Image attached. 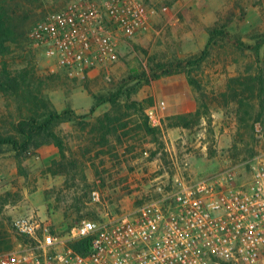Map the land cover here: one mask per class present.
<instances>
[{
  "label": "rangeland",
  "instance_id": "1",
  "mask_svg": "<svg viewBox=\"0 0 264 264\" xmlns=\"http://www.w3.org/2000/svg\"><path fill=\"white\" fill-rule=\"evenodd\" d=\"M71 1L30 0L34 19L29 31ZM145 4L152 8L159 2ZM169 8L151 18L146 32L118 37L115 62L85 80L58 69L29 42V31L20 46H13L5 58L8 69L13 74L26 70L34 94L59 112L69 109L76 119L55 128L65 156L54 144L27 152L1 149L0 254L23 242L12 225L18 216L38 218L66 234L83 219H100L103 207L119 213L120 207L144 202L152 189L132 188V174L160 158L165 168L158 173L171 183L175 170L166 143L190 163L193 176L236 168L240 179L249 178L255 156L264 149V139L254 130L261 122L264 131V0H188ZM212 31L218 36L201 65L151 83L141 81L126 98V90L138 82L133 80L158 63L198 57ZM120 89L125 94L115 104L104 103L90 113L95 97ZM31 100L23 89L0 91V138L16 135V124L34 107ZM160 102L167 106L166 140L160 131L152 135L142 128L146 109ZM93 190L102 193L103 206L91 202Z\"/></svg>",
  "mask_w": 264,
  "mask_h": 264
},
{
  "label": "built area",
  "instance_id": "2",
  "mask_svg": "<svg viewBox=\"0 0 264 264\" xmlns=\"http://www.w3.org/2000/svg\"><path fill=\"white\" fill-rule=\"evenodd\" d=\"M183 1L158 0L147 8L145 0H73L38 22L28 40L58 69L85 80L115 62L118 37L146 32L152 17ZM166 111L165 102L145 111L165 140ZM254 130L263 140L261 122ZM165 151L177 172L171 183L157 176L135 184L152 189L144 202L119 213L103 207L100 219H83L66 234L18 216L12 225L23 242L0 254V264H258L264 258V149L247 180L236 168L193 176L190 163L167 143ZM91 202L104 205L99 190L91 192ZM85 241L84 251L74 248Z\"/></svg>",
  "mask_w": 264,
  "mask_h": 264
},
{
  "label": "trees",
  "instance_id": "3",
  "mask_svg": "<svg viewBox=\"0 0 264 264\" xmlns=\"http://www.w3.org/2000/svg\"><path fill=\"white\" fill-rule=\"evenodd\" d=\"M30 0H0V91L4 94H16L19 89H23L32 99L33 108L29 114L23 115L15 126L16 135L0 138V153L4 146H11L15 152H27L32 149H38L45 144H54L63 153V144L58 138L55 128L60 123L76 119L75 114L69 109L62 112L57 111L46 99L34 94L31 90L32 82L28 79L29 73L26 70L13 74L6 65L5 58L11 53L14 45L20 46L29 31V27L34 18L29 14L28 3ZM218 36L217 31L210 33L209 42L203 52L194 58L187 60H175L167 64L158 63L150 68V72L144 73L141 77L133 80L138 81L132 88L126 90V98L131 99L134 92L137 91L142 82L151 83L164 76L181 74L193 67L201 65L208 57L209 47L213 40ZM260 45L257 46V49ZM142 81V82H141ZM190 84H198L189 77ZM125 94L121 89L115 94L106 98H96V103L92 106L90 113H94L96 108L104 103L115 104L116 101ZM132 107L140 105L138 102H130ZM142 128L148 134H157L158 129L152 128L148 122L147 116L142 124ZM88 242H79L74 248L82 252L87 248Z\"/></svg>",
  "mask_w": 264,
  "mask_h": 264
},
{
  "label": "crops",
  "instance_id": "4",
  "mask_svg": "<svg viewBox=\"0 0 264 264\" xmlns=\"http://www.w3.org/2000/svg\"><path fill=\"white\" fill-rule=\"evenodd\" d=\"M97 134H99V133H97ZM155 150H156V148H154V151ZM164 168H165L164 163L162 162V159H160V158H156V159H154L151 162L149 161L146 164L141 165L139 167V169L132 174L133 175L132 178H134V180H132L133 183H134V186L132 188H135V184H139V183L146 184L147 181H149L148 180L149 177L150 178H153V177L155 178L157 176H160V172L158 173V171H160L162 169L164 170ZM173 170H175V168H173ZM176 172L177 171L175 170V173ZM146 189H145V191H146ZM141 190L144 191V189H141ZM135 206L136 205H133L130 208L135 207ZM126 208H128V207H126Z\"/></svg>",
  "mask_w": 264,
  "mask_h": 264
}]
</instances>
